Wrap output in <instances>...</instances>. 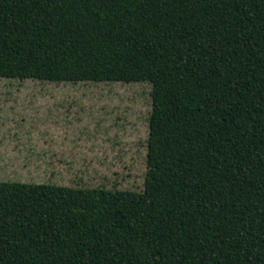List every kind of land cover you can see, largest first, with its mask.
I'll list each match as a JSON object with an SVG mask.
<instances>
[{"label": "trees", "instance_id": "trees-1", "mask_svg": "<svg viewBox=\"0 0 264 264\" xmlns=\"http://www.w3.org/2000/svg\"><path fill=\"white\" fill-rule=\"evenodd\" d=\"M0 77L152 100L143 191L0 180V264H264V0H0Z\"/></svg>", "mask_w": 264, "mask_h": 264}, {"label": "rangeland", "instance_id": "rangeland-1", "mask_svg": "<svg viewBox=\"0 0 264 264\" xmlns=\"http://www.w3.org/2000/svg\"><path fill=\"white\" fill-rule=\"evenodd\" d=\"M148 80L0 77V180L143 191Z\"/></svg>", "mask_w": 264, "mask_h": 264}]
</instances>
